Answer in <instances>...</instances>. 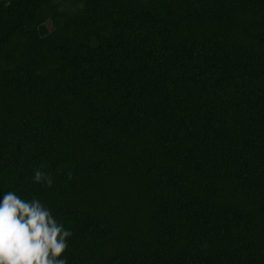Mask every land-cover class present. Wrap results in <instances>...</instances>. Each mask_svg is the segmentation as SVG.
I'll use <instances>...</instances> for the list:
<instances>
[{"label":"trees","instance_id":"1","mask_svg":"<svg viewBox=\"0 0 264 264\" xmlns=\"http://www.w3.org/2000/svg\"><path fill=\"white\" fill-rule=\"evenodd\" d=\"M7 192L67 264H264V0H0Z\"/></svg>","mask_w":264,"mask_h":264},{"label":"clouds","instance_id":"2","mask_svg":"<svg viewBox=\"0 0 264 264\" xmlns=\"http://www.w3.org/2000/svg\"><path fill=\"white\" fill-rule=\"evenodd\" d=\"M37 183L53 185L50 175L37 169ZM72 236L39 200H22L13 192L0 201V264H67L62 258Z\"/></svg>","mask_w":264,"mask_h":264}]
</instances>
